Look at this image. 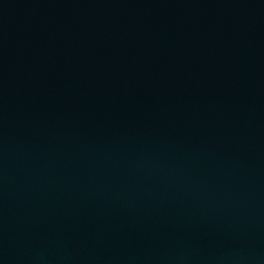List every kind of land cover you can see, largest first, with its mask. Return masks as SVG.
<instances>
[{
	"label": "water",
	"instance_id": "95a60500",
	"mask_svg": "<svg viewBox=\"0 0 264 264\" xmlns=\"http://www.w3.org/2000/svg\"><path fill=\"white\" fill-rule=\"evenodd\" d=\"M0 264H264V0H0Z\"/></svg>",
	"mask_w": 264,
	"mask_h": 264
}]
</instances>
